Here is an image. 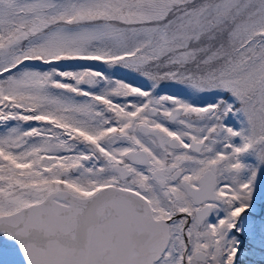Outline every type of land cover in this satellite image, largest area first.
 <instances>
[{
    "label": "snow or ice",
    "instance_id": "1",
    "mask_svg": "<svg viewBox=\"0 0 264 264\" xmlns=\"http://www.w3.org/2000/svg\"><path fill=\"white\" fill-rule=\"evenodd\" d=\"M257 200L264 0H0V264H237Z\"/></svg>",
    "mask_w": 264,
    "mask_h": 264
},
{
    "label": "trees",
    "instance_id": "2",
    "mask_svg": "<svg viewBox=\"0 0 264 264\" xmlns=\"http://www.w3.org/2000/svg\"><path fill=\"white\" fill-rule=\"evenodd\" d=\"M165 90H169L171 91L172 89L170 88H166ZM264 234V232L262 233ZM263 235H258L257 237H254L251 239V246H252V250L256 249V251H258L257 247L261 244L264 245V240L262 239ZM261 252V251H260Z\"/></svg>",
    "mask_w": 264,
    "mask_h": 264
},
{
    "label": "rangeland",
    "instance_id": "3",
    "mask_svg": "<svg viewBox=\"0 0 264 264\" xmlns=\"http://www.w3.org/2000/svg\"><path fill=\"white\" fill-rule=\"evenodd\" d=\"M259 201L260 200H257V202H256V205H257V203H259ZM245 215H248V214H245ZM250 229H247V231H249ZM238 237H240L239 235H238Z\"/></svg>",
    "mask_w": 264,
    "mask_h": 264
}]
</instances>
